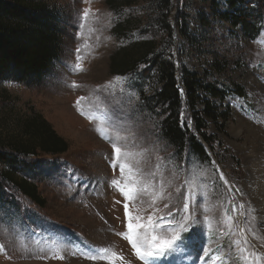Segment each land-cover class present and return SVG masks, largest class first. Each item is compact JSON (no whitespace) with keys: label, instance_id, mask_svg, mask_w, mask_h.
Here are the masks:
<instances>
[{"label":"rangeland","instance_id":"1","mask_svg":"<svg viewBox=\"0 0 264 264\" xmlns=\"http://www.w3.org/2000/svg\"><path fill=\"white\" fill-rule=\"evenodd\" d=\"M30 1L61 14L62 50L40 85L0 82V137L32 108L68 149L24 159L29 167L19 175L37 185L44 207L5 184L15 204L0 222V264H145L123 235L125 203L133 217H153L158 226L147 230L149 239L171 238L188 226L185 216L197 221L174 253L149 264H202L204 249L203 264H264V0L250 1L261 10L253 39L215 17L213 5L226 7L221 0H170L159 11L158 0H133L120 12L105 0ZM125 17L134 21L131 32L114 35L113 25ZM151 38L175 66L228 89L222 101L212 99L228 116L207 121L208 162L188 152L178 161L161 139L145 107L151 87L142 64L126 75L109 71L114 50ZM235 84L244 98L231 91ZM188 117L184 106L181 119L190 124Z\"/></svg>","mask_w":264,"mask_h":264},{"label":"trees","instance_id":"2","mask_svg":"<svg viewBox=\"0 0 264 264\" xmlns=\"http://www.w3.org/2000/svg\"><path fill=\"white\" fill-rule=\"evenodd\" d=\"M158 1V11L169 8L170 0ZM221 1L226 7L218 10L213 5L215 17L233 27L240 26L249 39L255 38L261 18V10L255 7L256 4L251 6V0ZM105 2L110 9L120 12L133 0ZM133 25L132 18L125 17L113 25L112 32L124 37L131 32ZM176 25L180 27L181 35H186L184 27ZM62 34L61 14L48 4L30 0H0V82L40 85L59 57ZM159 45L156 39L151 38L135 39L118 47L109 57V71L114 75H126L135 72L142 64L151 87L145 97V107L156 120L161 139L178 161L182 153L188 152L208 162L209 155L204 144L210 145L212 139L207 132V121L218 123L219 119L225 120L228 116L227 107L221 109L212 99L222 101L228 89L205 83L184 66H175L168 49ZM231 91L242 98L246 95L238 84ZM200 102L202 108L197 107ZM184 106L189 110L190 124L181 119ZM67 149L68 143L39 112L31 108L25 116H17L14 132L0 137V222L6 220L8 209L15 204L14 197L6 193V183L35 205L45 206L37 185L26 176L19 175L24 171L21 168L29 167L24 159L39 153L60 154Z\"/></svg>","mask_w":264,"mask_h":264},{"label":"snow or ice","instance_id":"3","mask_svg":"<svg viewBox=\"0 0 264 264\" xmlns=\"http://www.w3.org/2000/svg\"><path fill=\"white\" fill-rule=\"evenodd\" d=\"M115 149V153L117 155L120 154L121 149L119 147L113 146ZM120 171L123 174L124 172V165H120ZM113 185H117V181H112ZM121 192L124 196L128 199L132 197V190L129 189L125 191L121 189ZM189 208V204L186 202L184 204V211L187 212ZM125 215L128 218L127 228L128 232L123 234L126 235L127 239L131 242L132 247L136 251V255L140 257V259L145 261V264H149V261H157L161 258L168 256L176 251L178 241L183 239L182 233H187L191 229L192 231L195 230L197 227V221L194 218H190L189 216H185L184 220L188 224L187 227L181 225V231L175 232L171 238H162L157 235H151L149 239L148 229H154L156 226L154 223V219L152 216H149L147 222H143L142 218L139 216L133 217L131 212L129 211V206L127 203L124 205ZM163 219V218H161ZM136 222H133V221ZM170 227V225H168ZM145 230L141 232L140 230ZM208 255V249H204V256ZM204 256L199 257L200 261L203 264Z\"/></svg>","mask_w":264,"mask_h":264},{"label":"bare ground","instance_id":"4","mask_svg":"<svg viewBox=\"0 0 264 264\" xmlns=\"http://www.w3.org/2000/svg\"><path fill=\"white\" fill-rule=\"evenodd\" d=\"M253 135H254V132H253ZM260 135V134H259ZM255 136V135H254ZM258 138V137H257ZM263 141V140H262ZM256 144V143H255ZM257 145V144H256ZM262 156V155H261ZM261 161H263V160H261ZM261 161H258L259 163H261ZM253 165V164H252ZM262 165V164H261ZM263 165H264V162H263ZM258 167V166H257ZM261 169H263L264 170V167H262ZM263 175H264V173H263Z\"/></svg>","mask_w":264,"mask_h":264}]
</instances>
